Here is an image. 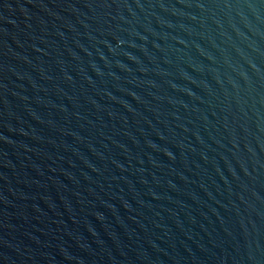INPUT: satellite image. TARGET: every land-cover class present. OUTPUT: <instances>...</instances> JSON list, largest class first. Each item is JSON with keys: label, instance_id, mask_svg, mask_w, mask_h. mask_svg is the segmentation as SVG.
Wrapping results in <instances>:
<instances>
[{"label": "water", "instance_id": "water-1", "mask_svg": "<svg viewBox=\"0 0 264 264\" xmlns=\"http://www.w3.org/2000/svg\"><path fill=\"white\" fill-rule=\"evenodd\" d=\"M0 264H264V0H0Z\"/></svg>", "mask_w": 264, "mask_h": 264}]
</instances>
